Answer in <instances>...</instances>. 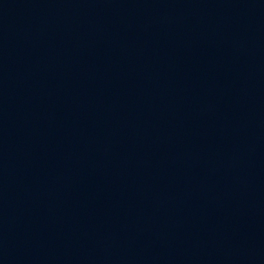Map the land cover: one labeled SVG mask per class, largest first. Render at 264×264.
<instances>
[{
  "label": "water",
  "instance_id": "water-1",
  "mask_svg": "<svg viewBox=\"0 0 264 264\" xmlns=\"http://www.w3.org/2000/svg\"><path fill=\"white\" fill-rule=\"evenodd\" d=\"M0 264H264V0H0Z\"/></svg>",
  "mask_w": 264,
  "mask_h": 264
}]
</instances>
